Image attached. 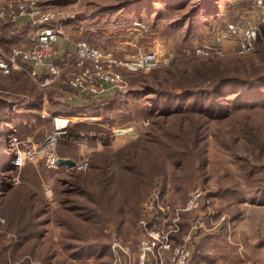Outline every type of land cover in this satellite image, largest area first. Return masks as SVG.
I'll list each match as a JSON object with an SVG mask.
<instances>
[{"label": "rangeland", "instance_id": "1", "mask_svg": "<svg viewBox=\"0 0 264 264\" xmlns=\"http://www.w3.org/2000/svg\"><path fill=\"white\" fill-rule=\"evenodd\" d=\"M9 1L21 0L0 4ZM40 3L57 13L53 26L61 36L112 49L122 58L155 51L172 53L175 60L148 72L122 71L123 88L115 90L123 94L109 112L69 109L71 89L65 83V93L48 92L23 71L15 70L17 75L0 83L1 251H12L18 264L34 263L33 258L40 264H87L103 256L102 263L110 264L115 261L108 256L111 232L118 230L136 250L143 205L157 188L172 206L184 205L196 186L221 197L223 184L236 192L264 191V29L248 55L234 45L210 59L193 52L198 42L210 41L230 22L258 20L255 0ZM60 117L67 119L62 130L57 128ZM82 141L89 146L88 168L51 166L56 158L79 162ZM97 142L103 144L100 150ZM157 160L164 164L150 177L143 197L139 171ZM104 178L112 181L108 189L114 203L109 206L99 196ZM124 199L130 204L119 215ZM214 207L231 220L237 210L223 200ZM231 220L225 221L228 235H222L225 226L197 231L190 264H215L219 258H225L224 264L245 262L237 240L242 228ZM208 233L213 235L204 237Z\"/></svg>", "mask_w": 264, "mask_h": 264}, {"label": "built area", "instance_id": "2", "mask_svg": "<svg viewBox=\"0 0 264 264\" xmlns=\"http://www.w3.org/2000/svg\"><path fill=\"white\" fill-rule=\"evenodd\" d=\"M255 4L258 20L240 19L228 23L210 41L198 42L193 49L194 55L206 59L223 56L231 45L241 54L253 53L264 29V2L255 0ZM56 20L57 13L41 4L40 0L9 1L0 4V41L4 22H10L17 27L28 26L32 30L30 48L14 46L7 50L0 46V78L20 69L27 73L41 90H48L64 79L71 88L84 96L96 100L99 98L101 101L100 96L109 89L123 88L122 71L148 72L168 67L175 60L172 53L161 55L155 51H141L122 58L112 49L99 48L80 40L66 57L55 62V47L61 37V31L53 26ZM149 122V119L142 120L144 125ZM78 151L83 158L76 162L74 169L88 168L89 146L85 141L79 144ZM57 160L58 158L53 159L51 166H55ZM209 203L210 192L207 193L202 186L194 187L186 203L177 208H173L167 201L161 189H155L143 205L136 250L122 240L118 230L111 232L110 249L114 254L115 264H121L124 259L126 264H134V258L138 264H190L197 231L207 230L203 209ZM189 213H195L197 219L193 220L187 232H183L184 215ZM2 259L3 253L0 250V261Z\"/></svg>", "mask_w": 264, "mask_h": 264}, {"label": "crops", "instance_id": "3", "mask_svg": "<svg viewBox=\"0 0 264 264\" xmlns=\"http://www.w3.org/2000/svg\"><path fill=\"white\" fill-rule=\"evenodd\" d=\"M3 37L4 39L8 40L15 46H19L23 48H30L32 30L30 28L28 29V27L26 28L15 27L13 29L12 27L6 26L3 32ZM76 42L77 41L71 40L66 35L61 36L55 47L56 52H55L53 61L59 62L64 57H66L68 52L72 50ZM2 47H5V46H2ZM15 70H18L19 73L21 71L20 69H15ZM15 73H17V71H15ZM4 79H6V77L1 78V83L4 81ZM58 85L56 84L54 86L49 87L48 92H50L54 88L63 89L62 86L58 87ZM70 89H71L70 95L66 99L67 102L71 106L73 105L74 107H77V109L81 108L83 110H89L91 106H100L98 103H101V101H104V99L110 96H114L117 92L115 89L111 88L109 89L107 93L100 96L101 101H99V98H97V100L92 99L90 97L84 96L79 91L71 87ZM47 97L48 96L46 95L45 100L47 99ZM83 114L86 115L87 113H83ZM94 118L97 119V117L95 116ZM97 145H98L97 146L98 150H100L103 147V144L101 142L99 143L97 142ZM223 185L224 187L221 185V191L219 192V193H222V197L220 196L221 194L217 195L218 194L217 192H214V193L211 192L210 193V203L206 205L205 208L203 209L204 214H206L204 217V220L206 221L208 225L206 232H209V231L212 232L213 230H216V229H219L225 226L224 230H221V232L222 231L226 232V233L223 232L224 234L222 235H225V234L228 235L229 231L226 230L227 228L226 226L228 225V222L225 223V221L227 220L228 217L231 220V216H229L226 212L223 213L222 211L221 212L217 211L214 205L217 200H223L230 205H233L235 203V208H237V210L235 211L229 210V214L233 213L234 211V213L232 214L233 218L231 221L232 223H235L236 221L237 223L241 225V228H242L243 233H240V238L237 239L239 241L240 248L245 250L244 253L242 252V255L245 257L244 258L245 262L242 264H264V194H258L256 192L257 194L256 195V194H252L250 191L249 192L246 191L242 193L234 192V194H232L231 191H229L227 188L228 184H223ZM259 202H261L262 204ZM192 215L190 213L184 215L183 232H187L190 229L191 224L193 222V218H194V215L193 216ZM220 234L221 233H219V235ZM212 235L213 233H208L204 237H208ZM201 239L203 238H200V240ZM224 239L219 238L218 240L222 242V240ZM127 243L130 244L133 248H135L133 241H128ZM2 252H3V259L0 261V264H18L12 257V254H14L12 253V251L4 252L2 250ZM108 253H109L108 256H110L111 258L114 257V254L112 250L110 249V246H109ZM135 257H136V254H135ZM104 258L106 257L103 256L100 259H98L96 263L94 261L92 264H103L102 262H104ZM124 260L121 264H126ZM225 261H226L225 258H221V259L219 258L215 261V264H224ZM33 262L34 263L30 262V260L28 259V261H25V264H40L41 261L40 260L37 261L35 258H33ZM50 262L52 263V261ZM89 263L90 262H87V264ZM110 264H115V261L112 263L110 262ZM134 264H138L136 258H134ZM148 264H152V263H148ZM211 264L213 263L211 262Z\"/></svg>", "mask_w": 264, "mask_h": 264}, {"label": "trees", "instance_id": "4", "mask_svg": "<svg viewBox=\"0 0 264 264\" xmlns=\"http://www.w3.org/2000/svg\"><path fill=\"white\" fill-rule=\"evenodd\" d=\"M211 13V12H210ZM6 26H9V27H12L13 29L15 28V27H17V26H15V25H13V24H11L10 22H4L3 23V26H2V35H1V41H0V44H1V46H5L4 48H6L7 50H10L12 47H14L15 45H13L11 42H9L8 40H6V39H4V37H3V32H4V29H5V27ZM28 27V26H27ZM26 28V27H25ZM28 29H29V27H28ZM208 59V58H207ZM210 59V58H209ZM13 73V74H12ZM18 73H15V70H13L12 72H11V74L10 75H7V76H4V77H6V79H11L14 75H17ZM27 74V73H26ZM28 75V74H27ZM2 78V77H1ZM1 78H0V83H1ZM217 80V78L216 79H214V80H212L213 82H215ZM3 83V82H2ZM66 84L65 86H68L69 88H70V85L69 84H67L65 81H64V79L62 80V81H60V83H58V84H60V85H58V87L59 86H62L63 84ZM223 83H221V85H222ZM53 90H58V91H63V89H61V88H54ZM53 90H51L50 92H52ZM64 93H65V91H63ZM120 94H123L122 92H120L119 91V93L118 92H116V94L114 95V96H110V97H108V98H106V99H104V101H101V103H98L100 106H91L90 108L93 110V109H100V108H102V109H104V110H107V112H109L111 109H113V108H115V106L117 105V103H116V101L118 100V99H116V98H118V96L120 95ZM70 95V94H69ZM68 98V97H67ZM67 102V101H66ZM69 109H77V107H74L73 105L71 106L70 104H69ZM81 111L83 110V109H81V108H79ZM173 156V155H172ZM172 156H170V157H172ZM160 162V160H157V161H153V164H151V165H146V166H144V168H143V172H141V171H139V175L143 178V197L146 195V193L148 192V190H149V187H150V177L155 173L154 171H157V170H159L160 171V166L162 165L163 166V164H164V162L163 163H159ZM134 167H133V165H132V169H130V170H135V169H133ZM137 171V170H136ZM138 173V172H137ZM130 181H132V180H130ZM133 182H134V179H133ZM112 184V181H110V179L109 178H104L103 179V184H101L100 186H102V188H101V192H100V194H99V196H100V198L102 199V198H104L105 197V201H106V203H107V205L109 206V205H112L113 203H114V200L110 197V193H109V189H108V187L110 186ZM129 186V185H128ZM227 188H228V190L229 191H232V192H236V191H233V190H236L233 186H231V185H229V186H227ZM260 187H258V189H259ZM258 192V194H264V191L263 192H261L260 190H257ZM241 191H239V192H237V193H240ZM242 193V192H241ZM137 203L138 202H135V203H133L132 205H131V212H133V210L136 208V206H137ZM129 201L127 200V199H124L123 200V203H122V205L121 206H119L118 207V212L120 213H118L119 215H121V214H123L124 212H125V210H126V208H128L129 207ZM178 206H173V208H177ZM130 212V213H131ZM134 217H136V214L134 215ZM122 221H124V222H126L125 220H122ZM108 251H109V247H108ZM104 255V254H103Z\"/></svg>", "mask_w": 264, "mask_h": 264}, {"label": "water", "instance_id": "5", "mask_svg": "<svg viewBox=\"0 0 264 264\" xmlns=\"http://www.w3.org/2000/svg\"><path fill=\"white\" fill-rule=\"evenodd\" d=\"M129 132H131V130H124L121 133H119V135L120 134L129 133ZM57 165L58 166H67L69 168H75L76 165H77V163L73 159H69V158H58Z\"/></svg>", "mask_w": 264, "mask_h": 264}, {"label": "bare ground", "instance_id": "6", "mask_svg": "<svg viewBox=\"0 0 264 264\" xmlns=\"http://www.w3.org/2000/svg\"><path fill=\"white\" fill-rule=\"evenodd\" d=\"M55 120H56V119H55ZM57 122H58V124H57L58 127H57V128H58V129H62V128H64L65 124L67 123V120H66V119H63V118L60 117V118L58 119ZM59 134H60V132H58V134L56 133V134L54 135L52 141H54L55 138H56V136L59 135ZM48 146H49V145H48ZM22 161H23V159H22Z\"/></svg>", "mask_w": 264, "mask_h": 264}]
</instances>
